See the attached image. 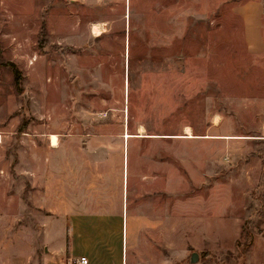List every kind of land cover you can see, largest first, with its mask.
Segmentation results:
<instances>
[{"label":"rangeland","instance_id":"1","mask_svg":"<svg viewBox=\"0 0 264 264\" xmlns=\"http://www.w3.org/2000/svg\"><path fill=\"white\" fill-rule=\"evenodd\" d=\"M120 149L156 264H264V0H0V264L75 258L54 200Z\"/></svg>","mask_w":264,"mask_h":264},{"label":"crops","instance_id":"2","mask_svg":"<svg viewBox=\"0 0 264 264\" xmlns=\"http://www.w3.org/2000/svg\"><path fill=\"white\" fill-rule=\"evenodd\" d=\"M86 179L80 205L81 213H77L78 207L73 203L70 204L66 197L67 201L54 200V217H65L71 222V216L76 214L83 216L78 224L73 220L68 225L69 254L76 257L86 256L88 264L158 263L160 259H156L154 201L147 199L145 202L143 197L137 195L128 197L127 191L124 196L122 150L120 149V152L114 156V169L110 172L108 181L105 178V190H102L100 174L96 176L95 182L91 174ZM125 184L127 185V176ZM66 194H69L68 188ZM61 220L54 219V247L63 243ZM117 227H120L121 231L122 228L125 229V252L123 242L121 241L118 247L112 239ZM101 236L107 239L99 240ZM109 237L111 240L108 239ZM82 242L84 244L81 247ZM70 259H67L66 264ZM54 264H65L63 256H59V260L54 261Z\"/></svg>","mask_w":264,"mask_h":264},{"label":"bare ground","instance_id":"3","mask_svg":"<svg viewBox=\"0 0 264 264\" xmlns=\"http://www.w3.org/2000/svg\"><path fill=\"white\" fill-rule=\"evenodd\" d=\"M99 26V25H98ZM96 24H93L92 26H91V32H92V34L93 35H99L100 33H101V30H100V27H98ZM186 127H188V126H186ZM138 130H141V128L140 129H138ZM142 131V130H141ZM141 131H139V132H141ZM184 131H185V133H187V134H189L190 135V129L189 128H185L184 129ZM124 136L127 138V137H129V134L128 133H126V134H124ZM50 145L51 146H56L57 145V137L55 136V135H51L50 136Z\"/></svg>","mask_w":264,"mask_h":264},{"label":"trees","instance_id":"4","mask_svg":"<svg viewBox=\"0 0 264 264\" xmlns=\"http://www.w3.org/2000/svg\"><path fill=\"white\" fill-rule=\"evenodd\" d=\"M7 65L10 66V68H11V70L13 72L15 85L19 87L20 86L21 77H20V73H19L18 69L11 62H8Z\"/></svg>","mask_w":264,"mask_h":264},{"label":"built area","instance_id":"5","mask_svg":"<svg viewBox=\"0 0 264 264\" xmlns=\"http://www.w3.org/2000/svg\"><path fill=\"white\" fill-rule=\"evenodd\" d=\"M68 264H88V258L86 256H78L71 259Z\"/></svg>","mask_w":264,"mask_h":264},{"label":"water","instance_id":"6","mask_svg":"<svg viewBox=\"0 0 264 264\" xmlns=\"http://www.w3.org/2000/svg\"><path fill=\"white\" fill-rule=\"evenodd\" d=\"M198 259V255L196 252H192L190 257H189V263H194L196 262Z\"/></svg>","mask_w":264,"mask_h":264}]
</instances>
